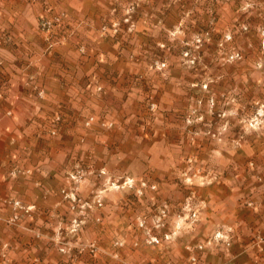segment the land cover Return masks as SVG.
Returning a JSON list of instances; mask_svg holds the SVG:
<instances>
[{
	"label": "rangeland",
	"instance_id": "obj_1",
	"mask_svg": "<svg viewBox=\"0 0 264 264\" xmlns=\"http://www.w3.org/2000/svg\"><path fill=\"white\" fill-rule=\"evenodd\" d=\"M121 1L85 34L64 10L38 19L32 39L85 77L54 109L34 77L9 104L46 106L40 134L70 123L79 140L57 216L31 227L37 207L4 202L31 236L16 258L0 242V264H264V0Z\"/></svg>",
	"mask_w": 264,
	"mask_h": 264
},
{
	"label": "crops",
	"instance_id": "obj_2",
	"mask_svg": "<svg viewBox=\"0 0 264 264\" xmlns=\"http://www.w3.org/2000/svg\"><path fill=\"white\" fill-rule=\"evenodd\" d=\"M117 1L120 0H0V79L6 82L7 88V102L0 105V242L7 246L6 254L13 258L25 255L23 244L29 242L31 234L22 225L29 220L26 219L17 229L7 227L3 218L12 210L4 202L19 199L27 206L37 207L31 227H39L45 218L51 220L57 216L56 211L63 207L58 199V160L71 156L75 141L79 140L74 136V127L70 123L55 138L40 134L46 106L38 110L29 105L28 100L9 104L10 98L21 93L23 82L34 77L35 88L45 90L54 109L61 102H70V97L74 96L73 82L85 77V72H80L79 68L74 70L67 65L69 70H64L57 58L43 52L44 47L39 40L32 39L38 19L44 10H64L75 25L72 31L76 29L77 33L85 34V19L108 14L109 6ZM25 49H31L26 56ZM81 92L84 93V89ZM83 93L81 98L84 100ZM12 108L13 113L9 115ZM80 140H84V144L85 136ZM13 169H30L31 176H25L24 172L12 176ZM40 246L38 251H41ZM242 254L232 251L233 260ZM202 258L213 264L222 261L217 262V257L208 254H203Z\"/></svg>",
	"mask_w": 264,
	"mask_h": 264
}]
</instances>
